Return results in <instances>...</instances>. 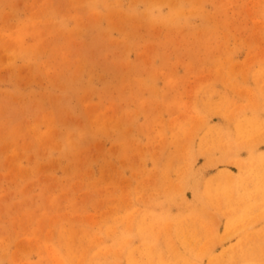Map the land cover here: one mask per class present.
Wrapping results in <instances>:
<instances>
[{"label":"rangeland","instance_id":"rangeland-1","mask_svg":"<svg viewBox=\"0 0 264 264\" xmlns=\"http://www.w3.org/2000/svg\"><path fill=\"white\" fill-rule=\"evenodd\" d=\"M0 264H264V0H0Z\"/></svg>","mask_w":264,"mask_h":264}]
</instances>
